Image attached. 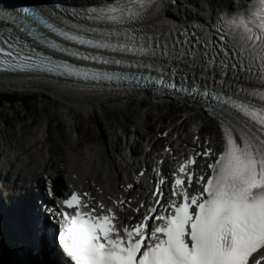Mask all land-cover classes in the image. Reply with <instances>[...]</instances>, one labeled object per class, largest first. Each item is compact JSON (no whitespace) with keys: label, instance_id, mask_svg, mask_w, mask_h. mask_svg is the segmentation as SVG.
<instances>
[{"label":"snow or ice","instance_id":"snow-or-ice-1","mask_svg":"<svg viewBox=\"0 0 264 264\" xmlns=\"http://www.w3.org/2000/svg\"><path fill=\"white\" fill-rule=\"evenodd\" d=\"M167 6L164 0H122L64 10L75 22L51 8H0V20L18 29L0 31V70L97 84L145 81L199 98L221 130L218 152L197 153L208 161L207 172L197 176L196 158L185 159L172 173L164 204L157 186L154 204L134 224L121 220L123 199L109 198L106 207L88 193L61 198L49 186L57 227L46 246L56 264H264V0L221 12L210 26L214 32L201 23L170 22ZM40 29L121 58L81 53ZM52 53L148 74L78 68ZM193 180L199 189L190 191Z\"/></svg>","mask_w":264,"mask_h":264},{"label":"bare ground","instance_id":"bare-ground-1","mask_svg":"<svg viewBox=\"0 0 264 264\" xmlns=\"http://www.w3.org/2000/svg\"><path fill=\"white\" fill-rule=\"evenodd\" d=\"M53 1L60 4L89 3L87 0ZM245 2V0H176L166 11V16L180 21L189 17L209 20L219 11L241 8ZM38 5L36 1H32V6ZM0 92L20 96H46V100H50L48 105L40 106V113L50 118L48 127L37 130L33 129L34 125L31 127L24 125V128L30 129L23 132L22 141L14 145V148L12 145L19 137L18 129L22 126L17 129L12 127L5 131L6 143L0 142V190L4 193L1 198L2 200L8 198L13 203V207L7 210L9 212L4 217L1 213L5 211L1 208L2 201L0 202V264H12L11 259L15 264H39L40 261L35 258L39 254L45 257L49 251L43 241V226L39 228L41 222L33 212V209L39 206V201H34V195L27 196L29 195L27 192L34 188L36 192L46 196L47 208H43L42 211L47 209L48 216H51L50 210L55 207L54 202L47 196V189L51 186L61 198L72 191H80L90 194L95 202L103 203L106 207L112 206L111 200L123 199L125 204L120 212L121 220L130 224L142 218L141 214H137L138 211H133L137 208L141 211L143 203L145 206L151 204L148 183L146 185L143 179L138 178L140 171L147 165L137 155H141L142 152L136 148L135 140L133 141L131 137L124 139V142L126 141L124 144L121 139L117 140L114 137V141L110 143L112 154L109 153L108 143L98 138V128L93 125V114H98L100 110L122 112L127 119L120 126L125 136L129 132L128 126L131 121L129 115L133 104L143 106L147 103L157 105L160 109L161 105H158L160 100L152 96L103 93L86 86L44 78H15L6 75H0ZM173 103L171 101L169 105ZM186 109L192 113L181 120L180 125L168 120L167 116L173 117L174 114H163L155 109L156 126L159 125V130L145 132L146 130L137 127L136 131L143 139L144 153L150 158V162L164 158L166 147L175 158H182L189 151H199V145L207 144L208 147L214 148V151L220 150L221 133L218 119L203 115L192 106ZM3 114L6 119L7 117L12 119L6 110H3ZM146 116L149 118V114ZM138 117L137 114L136 118ZM6 121L0 122V127ZM99 121L107 122V129H112L113 124L109 123V119L100 118ZM132 121L137 123V120ZM144 125L151 130V123L146 122ZM161 146L163 147L160 149ZM199 162L206 164L208 161L200 158ZM172 165L166 157L164 171H168ZM33 179L37 183L33 184L35 181H32ZM58 180H62L63 184L54 185ZM128 185L132 187L129 188ZM20 198H23V203L18 202ZM37 228L40 229V234L34 232ZM31 234L38 235L37 246L32 245V238L29 237ZM23 251H27L28 254L25 256ZM42 264H48V260Z\"/></svg>","mask_w":264,"mask_h":264},{"label":"rangeland","instance_id":"rangeland-1","mask_svg":"<svg viewBox=\"0 0 264 264\" xmlns=\"http://www.w3.org/2000/svg\"><path fill=\"white\" fill-rule=\"evenodd\" d=\"M0 97L6 99L4 103L0 104V122L7 120L6 123L0 127V142L2 144L6 143L7 141L5 140V137H4L5 131L10 130V128L12 127L14 129H17V127L22 126L21 128L18 129L19 137L15 139V142L13 143L12 148H14V145H17L22 141L23 132L28 131L30 129V128H24V125L28 127H31L34 125L33 129H37V130L48 127L47 124L50 118L45 116L46 114L40 113V108H41L40 106L41 105L45 106L50 103V100L49 101L46 100L47 98L46 96L44 97H34V96H29V95L20 96L15 93L7 94V93L0 92ZM15 100H18V101L15 102ZM158 105H161L160 109L157 105H150L147 103L143 104V106H140L137 103L133 104L131 111H130V115H129V121L131 120L128 126L129 132H127V135L125 136H123L121 129H120V126H122L127 121V119H125L124 116L122 115V112L114 113L108 110H103V111L100 110L98 114H93L94 115L93 125H95L98 128L97 129L98 136H99L98 138L101 139V141L108 143V149L110 150L109 153H111L110 143H112L111 141H114L113 140L114 137L117 140L121 139L122 144L126 142V141L124 142V139L131 137L133 141L135 140L134 142H135L136 148L139 149L140 152L143 151L144 150L143 139H142V136L138 134L136 130L138 126L141 127L143 131L146 130L145 132L159 130V125L156 126L157 119L155 118V114H156L154 111L155 109L160 110V112H162L163 114L164 113L174 114L173 117H169V116L167 117H168V120L173 121L176 125H180L181 120H183L187 116H190V114L192 113L190 112V110L189 111L186 110L183 104L181 103L175 102L172 105H169V103H167L166 101L160 100ZM3 110L7 111V115L10 114L12 116L11 120L9 117H7V119L4 117ZM137 114L139 115L138 118H136ZM146 114H149V118L146 116ZM100 118H103L104 120L109 119V123L113 124L112 129L110 130L107 129V126H106L107 122L99 121ZM132 120H137V123H133ZM146 122L151 123V130L150 129L148 130L145 127L144 124ZM15 134L17 135V130ZM162 147L163 146H161L160 149ZM115 158H117V156H115ZM145 159L149 160V157L147 156ZM119 162H120V159H119ZM34 180L35 179H33L32 181ZM32 183L35 184L37 183V181L35 180ZM60 184L61 185L63 184L62 180L61 181L58 180L54 182V185L59 186ZM35 189L36 188H34V190ZM4 211L5 212L1 213V215H4V217H6L9 211L7 210H4ZM34 232H36L37 234L41 233L39 228H37V230ZM37 234L29 235V237L31 236L32 238V241H33L32 245L34 246H37V237H38ZM23 252H25V256L26 254H28L27 251H23Z\"/></svg>","mask_w":264,"mask_h":264},{"label":"trees","instance_id":"trees-1","mask_svg":"<svg viewBox=\"0 0 264 264\" xmlns=\"http://www.w3.org/2000/svg\"><path fill=\"white\" fill-rule=\"evenodd\" d=\"M5 101H6L5 98H1V97H0V104H1V103H4ZM16 101H18V100H15V102H16Z\"/></svg>","mask_w":264,"mask_h":264},{"label":"water","instance_id":"water-1","mask_svg":"<svg viewBox=\"0 0 264 264\" xmlns=\"http://www.w3.org/2000/svg\"><path fill=\"white\" fill-rule=\"evenodd\" d=\"M32 1H33V0H32ZM32 1H30L31 3H30L29 1H26V2H28V3L32 4ZM49 253H50V251H49Z\"/></svg>","mask_w":264,"mask_h":264}]
</instances>
